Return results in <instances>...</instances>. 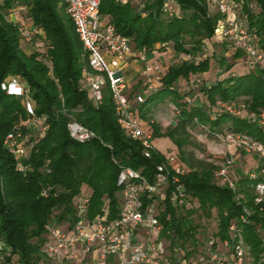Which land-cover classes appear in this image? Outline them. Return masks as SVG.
<instances>
[{"label": "trees", "instance_id": "16d2710c", "mask_svg": "<svg viewBox=\"0 0 264 264\" xmlns=\"http://www.w3.org/2000/svg\"><path fill=\"white\" fill-rule=\"evenodd\" d=\"M237 1L239 21L264 49V0ZM163 2L148 0L144 16L132 1L122 4L101 0L99 7L103 18L111 21L118 33L131 39L134 49L160 44L168 46L175 55L198 57L168 65L157 88L145 92V100L139 105L144 120H149V109L157 102L167 100L179 109L166 133L160 134L158 125L151 123L153 138L167 136L173 140L179 149L174 152L186 168V173L179 176L185 199L172 201L174 186L168 185L159 202L157 218L161 230L157 237L169 250L168 260H196L205 251L209 238H229L228 226L237 222L249 248L251 264H264L261 241L264 202L254 203L255 180L234 173L236 189L232 190L214 175L218 166L190 153L184 154L182 148L192 125H200L214 137L226 131H239L264 143L263 128L246 117L213 111L212 107L218 99L238 101L239 97H246L243 103L250 112L264 110V67L255 66L242 72L232 70L243 54L232 48L230 40L217 38L216 27L222 14L211 12L208 0H175L172 15L162 11ZM18 5L26 6V10L18 11ZM13 11L25 13L27 20L39 30L28 44L32 49L24 48L15 20L8 18ZM211 41L223 52L229 51L232 61L216 49L200 57L202 46ZM213 62L219 66L220 73L214 78L212 74L208 79L203 78V73L211 72ZM86 66V52L63 0H0V250L3 252L0 264H10L13 258L21 264L48 261L43 252L48 240L45 225L70 226L77 220L76 203L83 185L89 188L85 194L86 217L92 219L102 214L106 205L107 219L111 220L118 215L120 206L116 181L121 167L137 169L151 181L156 163L164 159V152L158 148L145 156L140 142L126 136L117 122L108 85L103 90L102 101L93 103L81 82ZM13 76L24 82L34 112L43 115L48 125L43 136L30 135L26 140V152L21 160L23 170L18 169L3 145L5 135L15 124L26 134L20 125L27 117L23 98L2 88L4 81ZM190 76L201 78L198 89L189 86ZM193 90L207 98L210 109L183 100ZM66 113L96 136L84 142L74 140L67 129ZM257 164L260 166L262 161L259 159ZM244 206L250 214L247 222L241 223L239 216ZM213 213L215 230L200 241L199 220L210 218ZM199 243H202L200 249ZM174 250L182 254L178 256Z\"/></svg>", "mask_w": 264, "mask_h": 264}, {"label": "built area", "instance_id": "2783aa9c", "mask_svg": "<svg viewBox=\"0 0 264 264\" xmlns=\"http://www.w3.org/2000/svg\"><path fill=\"white\" fill-rule=\"evenodd\" d=\"M132 1L141 15L148 0H115L117 3ZM65 11L69 15L75 32L86 52L87 66L82 71L81 82L87 88L94 104L102 101L106 85L114 105L117 122L130 139L137 140L142 146V152L149 156L153 144L152 121L146 122L141 117L139 105L144 102V91H152L159 85L163 67L157 59L161 45L151 48L134 49L128 36L118 33L111 21L100 14L101 0H63ZM175 0H164L162 11L172 15L175 11ZM209 7L222 14L216 27V36L221 40H230L232 48L240 50L242 60L249 67H264V49L261 48L255 35L248 32L239 21L240 3L237 0H208ZM20 12L26 6L18 5ZM22 22L17 24L22 34L24 45L31 44L39 30L32 24L26 27ZM167 47V46H164ZM202 51L207 52L206 45ZM148 54L155 57L150 61ZM182 59L197 60V56L183 54ZM138 58L143 64L139 71L140 84L143 92H132L121 69V63ZM201 78L190 77L188 84L192 89H198ZM2 88L9 94L21 96L25 103L27 117L20 123L26 130L23 134L18 124L7 132L3 145L12 154L16 166L23 170L21 162L26 152V140L30 135L41 137L48 127L43 115L34 112V104L29 96L28 88L18 77L8 78ZM183 100L195 103L193 96L187 94ZM176 113L179 109L171 105ZM213 111H225L233 115L248 118L252 123L264 129V110L250 112L243 102L216 100ZM67 114V113H66ZM67 129L69 135L76 141L84 142L95 133L88 127L68 115ZM221 142L235 149L258 156L262 164H256L254 169L247 170L245 175L255 180L254 203L264 202V143L245 132L226 131L216 136ZM234 158L225 159L215 170L214 175L230 189H236V179L233 172ZM154 175L149 181L139 170L122 166L117 176L120 206L118 215L107 219V207L103 213L92 219L86 217L88 197L80 194L76 203L77 220L70 226L48 223L45 225L48 240L43 245V252L48 261L40 264H251L249 248L242 235L241 226L231 222L228 226L229 238L217 240L209 238L205 243V251L196 259L168 260L166 246L157 235L161 230L157 213L159 202L164 197L168 185H173L170 199L181 202L186 195L179 176L186 173V168L174 151L164 152V159L156 163ZM239 216L241 223L247 222L250 210L243 207ZM264 246V236L261 239ZM219 244L221 247H219ZM3 252L0 250V260ZM85 259H89L86 262ZM10 264H21L13 258Z\"/></svg>", "mask_w": 264, "mask_h": 264}, {"label": "rangeland", "instance_id": "374dc122", "mask_svg": "<svg viewBox=\"0 0 264 264\" xmlns=\"http://www.w3.org/2000/svg\"><path fill=\"white\" fill-rule=\"evenodd\" d=\"M209 8H210L211 12L215 11L214 7L211 6ZM252 8H255L254 4H253ZM11 13H15V12L13 11ZM11 13L8 14V18L12 17L10 15ZM13 19H15V18L13 17ZM20 21L26 27H28L30 25L28 23L29 20H27V16L25 13L22 15V20L20 18ZM15 23L17 25L18 20H15ZM212 44H213L212 41L209 44L207 43L206 47H207L208 51L207 52L201 51L202 54L200 55V57H204L205 55L210 54V50L216 49V52H222V53L226 54L227 59L229 61H232V58L229 57V55H230L229 51L223 52V50H221V47L218 46V44L216 46L212 45ZM26 46L27 45H24V48H26ZM26 49H28V48H26ZM164 50L169 51V52L171 51V49L168 46L164 47ZM198 54H200V53H198ZM181 55H183V54L175 55L171 51L170 59L167 62V64L170 65L171 63L178 62L179 60L182 59L180 57ZM233 67H234L233 70L237 71V72H242V71L248 70L250 68L255 69V67H252V66L249 67L246 64H237V66L234 65ZM211 69L213 70V71L211 70V74H212L213 78L215 76L217 77V75L221 71L219 66L215 62L212 63ZM190 77H193V76H190ZM137 91L143 92V87L141 85H139L137 88L132 89V92H137ZM144 92H146V91H144ZM193 98H194V100H197L194 96H193ZM245 99H247V98L246 97H239L238 102H244V101H246ZM197 104L202 105L203 107H206V108L209 107V105H210L208 103L207 98L203 95H202V100L201 101L198 100ZM212 107H214V106H212ZM210 108L211 107H209V109ZM148 114H149L150 119H152V121H153L152 123L158 125V129H159L160 134L166 133L170 129L171 120H174L177 117V113L175 112V110L169 104V102L167 100L153 104L151 109H149ZM146 122H147V120H146ZM148 122H150V121L148 120ZM151 126H152V124H151ZM152 129H153V127H152ZM188 129H189V135L186 137V139H184V144L182 147L184 154L190 153L195 158L210 161L216 166H219L223 161H225V159H227L229 157H233L234 158L233 172L235 174H237V173L245 174V172L247 170H249V168L250 169L255 168L257 161L259 160L258 156H256L255 154L247 153L245 151L238 150V149H235L231 146L225 145L218 138L206 133L204 128H202L200 125H192ZM153 141H154L153 143H155L156 146L163 152H167L169 150H171V151L177 150L179 152V149L177 148L175 142L167 136L154 137ZM81 191L83 194H86V193H88L89 188L86 187L85 185H83L81 187ZM214 215L215 214L213 213L210 218H201L199 220L200 224H201V228H202L201 233L198 234L200 241L205 240L207 235H209L212 231L215 230L216 220H215ZM164 243L165 242H163V244ZM201 246H202V243H199L198 248L200 249ZM219 247H221L220 244H219ZM173 252L176 253L178 256L182 254V252L179 250H174ZM166 253L168 254L167 257L169 258V250H166ZM85 260H86V262L89 261V259H85Z\"/></svg>", "mask_w": 264, "mask_h": 264}, {"label": "crops", "instance_id": "0c3cea01", "mask_svg": "<svg viewBox=\"0 0 264 264\" xmlns=\"http://www.w3.org/2000/svg\"><path fill=\"white\" fill-rule=\"evenodd\" d=\"M10 15L12 16L11 17L12 19H13V17L15 18L14 20H20V18H21V14L18 13V12L11 13ZM28 23L31 24L30 21H28ZM156 45L160 46V44H156ZM26 48H28L27 50H29V49H32V46L31 45H27ZM159 50L160 51H159V55H158L157 59L161 63V65L163 67V70H166L167 67H168L167 62L170 59L171 51L169 52V51L164 50V47H161ZM148 59L150 61H153V60H155V57L151 56V54H148ZM236 61L237 62L234 64L236 66H237V64H245L244 61L242 60V58H239ZM142 64L143 63L138 58H133V59H130L128 61H125V62L121 63V69H122V72H123V74L125 76V79L127 81L128 89L130 91H132V89L137 88L139 85H141L140 84L139 71H140V69L142 67ZM233 68L234 67H232V70H233ZM201 76L203 78H205V79H208V78L211 77V72L210 71L205 72ZM189 95L194 96L197 99V100H195L196 103H197L198 100L199 101L202 100V95L197 90H193L192 93H190ZM148 118H149V121H152V119H150V117H149V114H148ZM171 122H172V120H171ZM153 144L155 145L156 148H158L155 143H153Z\"/></svg>", "mask_w": 264, "mask_h": 264}]
</instances>
